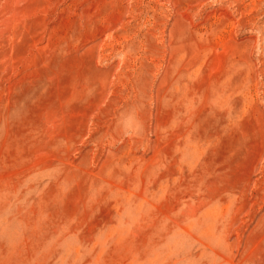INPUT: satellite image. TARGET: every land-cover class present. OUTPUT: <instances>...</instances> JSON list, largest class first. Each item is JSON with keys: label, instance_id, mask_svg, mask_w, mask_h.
Masks as SVG:
<instances>
[{"label": "rangeland", "instance_id": "1", "mask_svg": "<svg viewBox=\"0 0 264 264\" xmlns=\"http://www.w3.org/2000/svg\"><path fill=\"white\" fill-rule=\"evenodd\" d=\"M0 264H264V0H0Z\"/></svg>", "mask_w": 264, "mask_h": 264}]
</instances>
